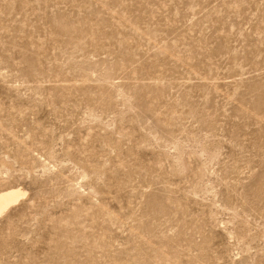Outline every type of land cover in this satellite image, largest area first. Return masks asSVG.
I'll return each instance as SVG.
<instances>
[{"label":"rangeland","instance_id":"rangeland-1","mask_svg":"<svg viewBox=\"0 0 264 264\" xmlns=\"http://www.w3.org/2000/svg\"><path fill=\"white\" fill-rule=\"evenodd\" d=\"M0 264H264V0H0Z\"/></svg>","mask_w":264,"mask_h":264},{"label":"bare ground","instance_id":"bare-ground-1","mask_svg":"<svg viewBox=\"0 0 264 264\" xmlns=\"http://www.w3.org/2000/svg\"><path fill=\"white\" fill-rule=\"evenodd\" d=\"M24 197V192L21 189H9L0 193V216L3 215L6 210L15 204L19 198Z\"/></svg>","mask_w":264,"mask_h":264}]
</instances>
